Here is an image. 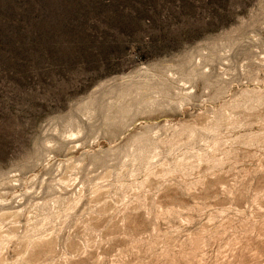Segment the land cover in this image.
<instances>
[{
  "label": "rangeland",
  "instance_id": "obj_1",
  "mask_svg": "<svg viewBox=\"0 0 264 264\" xmlns=\"http://www.w3.org/2000/svg\"><path fill=\"white\" fill-rule=\"evenodd\" d=\"M0 264H264V0H0Z\"/></svg>",
  "mask_w": 264,
  "mask_h": 264
}]
</instances>
